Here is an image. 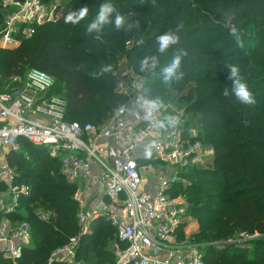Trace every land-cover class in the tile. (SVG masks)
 Here are the masks:
<instances>
[{
    "label": "trees",
    "instance_id": "trees-1",
    "mask_svg": "<svg viewBox=\"0 0 264 264\" xmlns=\"http://www.w3.org/2000/svg\"><path fill=\"white\" fill-rule=\"evenodd\" d=\"M103 2L70 0L56 22L38 26L14 49H0V85L18 84L26 81L31 69L43 70L54 79L50 93L67 102L66 120L100 126L126 102L116 92L119 63L126 58L154 98L171 108L169 103L187 102L185 114L195 118L180 126L184 131L198 127L194 138L214 150L206 160L208 168L188 169L186 175L195 183L179 182L172 195L185 196L188 212L210 240H229L242 232L262 235L249 248L234 243L211 246L204 252V264H264V0H111L120 13H133L134 27L125 32L108 26L100 34L88 33L86 26ZM85 5L89 16L84 21L76 26L64 23L69 11ZM2 18L0 14V27ZM177 28L179 43L159 54L157 37ZM232 28L244 40V49L236 46ZM128 41L132 46H127ZM179 49L187 53L181 60L184 78L169 87L163 84L161 72ZM148 55H158L160 64L154 72L142 73L139 63ZM108 64L112 72L101 73V66ZM229 65L240 67L255 105H241L221 95L225 87L231 88ZM182 88L180 96H173ZM19 144V151L7 158L18 174L17 182L32 187V196L22 199L11 217L32 226V241L23 250L22 263L47 264L51 252L78 232L79 206L73 198L78 186L68 182L60 160L52 158L47 148L25 138ZM38 209L51 212L49 223L38 219ZM92 227V233L82 238L79 258L86 264H115L111 247L117 228L102 220ZM0 264H9L1 253Z\"/></svg>",
    "mask_w": 264,
    "mask_h": 264
},
{
    "label": "built area",
    "instance_id": "built-area-1",
    "mask_svg": "<svg viewBox=\"0 0 264 264\" xmlns=\"http://www.w3.org/2000/svg\"><path fill=\"white\" fill-rule=\"evenodd\" d=\"M0 7V49L20 46L38 26L56 22L62 12L43 0H2ZM118 77L116 92L126 102L100 126L66 120V100L50 93L53 77L37 68L28 72L26 87L17 95L0 93V253L9 264H23V250L32 241L27 220H9L22 199L32 196V187L17 182L18 174L7 161L8 153L20 149V138L47 148L60 160L68 182L78 186L73 195L79 206L78 232L51 252L47 264H86L78 248L97 220L117 228L115 264H204L196 245L177 242L187 223V203L184 195L173 196L172 191L182 181V171L204 164L213 150L195 139L192 129H159L146 121L136 107L144 77L128 67H120ZM172 110L164 104L154 121L173 115ZM147 145H152L150 155ZM155 159L171 169L156 172ZM35 213L40 221H51L49 211ZM261 236L242 232L231 243L249 248Z\"/></svg>",
    "mask_w": 264,
    "mask_h": 264
},
{
    "label": "clouds",
    "instance_id": "clouds-1",
    "mask_svg": "<svg viewBox=\"0 0 264 264\" xmlns=\"http://www.w3.org/2000/svg\"><path fill=\"white\" fill-rule=\"evenodd\" d=\"M133 13L122 14L111 0H105L98 7L96 14L88 22L86 31L88 33H102L106 27L111 26L116 31H130L134 27L132 21ZM89 16V7L87 5L82 6L78 10L69 11L64 17V23L68 25H79ZM179 28L174 30H168L159 35L156 39L157 49L156 51L163 55L168 50L177 45L180 41L178 35ZM230 35L235 38L236 46L240 49H244L245 42L238 34L235 28H232ZM187 53L183 49H179L172 58L171 62L162 69L161 76L162 82L166 86H171L174 83H178L184 78V73L181 71V60ZM160 60L158 55H148L140 60L139 71L142 73L154 72L159 66ZM228 79L232 81L231 88L225 87L222 90L221 95L225 98L232 97L235 102L241 105L251 106L255 105L256 98L251 91L246 79L241 74L240 67L238 65H229ZM112 65H102L100 68L101 73L112 72ZM136 107L143 112L144 119L149 123H155V127L159 129H175L182 124L181 117L179 115H168L163 120L154 121L156 113H158L163 107L164 103L159 97H153L151 89L145 88L143 94L136 98ZM154 143V142H153ZM152 145L146 146V153L151 154L150 149Z\"/></svg>",
    "mask_w": 264,
    "mask_h": 264
},
{
    "label": "rangeland",
    "instance_id": "rangeland-1",
    "mask_svg": "<svg viewBox=\"0 0 264 264\" xmlns=\"http://www.w3.org/2000/svg\"><path fill=\"white\" fill-rule=\"evenodd\" d=\"M69 1L70 0H51L50 2H48V4H49V6H51V5L60 6V10H61L63 8V6L68 4ZM59 17H60V15H59ZM127 63H128L127 59L122 58L120 63H119V67L131 68V67L127 66ZM140 76H142V75H140ZM0 78H2V77L0 76ZM25 87H26V83L24 80L20 81V83H18V84H9V85H3L2 84V85H0V93H8V94L15 96L20 91L24 90ZM184 90L185 89L182 88V89L174 92L173 96H175V97L180 96V94L182 92H184ZM163 103L165 104V102H163ZM174 103L175 104L169 103V104L173 105V107H172V109H173L172 114L173 115H179L182 119V122H184V121L192 122V120H194L195 117L191 113L185 114V108H186L187 102L181 101L179 103V101H175ZM166 105H168V104H166ZM191 129L194 131V133L196 135L199 133V130H200L198 127H192ZM209 149H211V148H209ZM213 154H214V150H213V153H210L209 157L213 156ZM7 161H8V158H7ZM206 163L207 162L205 160L204 164H199V165H201L204 168H208V164H206ZM153 164L156 167L155 168L156 172H167L166 170L171 169V167H169L166 163L162 162L159 159H155ZM188 171H189L188 169L182 171L183 177L181 179L182 180L181 182L185 186L187 184L192 185L195 183L194 180H191L187 177L186 174H188ZM178 195H180V194H178ZM178 195H175V196H178ZM186 203H188L187 200H186ZM189 204H190V202H189ZM187 206H188V204H187ZM186 221H187V223L183 227H181V230L178 233L177 242L180 244H184L186 246L196 245L197 250L199 251V254L202 255V257H203L204 252L207 248H209L211 246L221 247L224 243H231L233 240L238 239V237L241 234V233H238L231 240H216V239L210 240L209 238L206 237V235H203V230L201 229L199 222L197 221V219L193 215H191V213L188 212V210H187ZM116 233H115V237H116ZM248 245H251V244H248ZM111 250H112V247H111ZM112 252H113V250H112ZM219 264H227V262L222 261Z\"/></svg>",
    "mask_w": 264,
    "mask_h": 264
},
{
    "label": "crops",
    "instance_id": "crops-1",
    "mask_svg": "<svg viewBox=\"0 0 264 264\" xmlns=\"http://www.w3.org/2000/svg\"><path fill=\"white\" fill-rule=\"evenodd\" d=\"M9 220H10L11 222H12V221L14 222V219H13L12 217H10Z\"/></svg>",
    "mask_w": 264,
    "mask_h": 264
}]
</instances>
